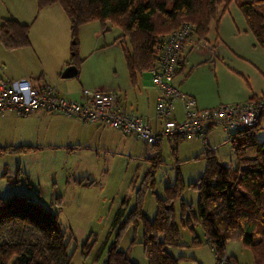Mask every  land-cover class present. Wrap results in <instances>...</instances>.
Returning <instances> with one entry per match:
<instances>
[{
  "label": "rangeland",
  "instance_id": "rangeland-1",
  "mask_svg": "<svg viewBox=\"0 0 264 264\" xmlns=\"http://www.w3.org/2000/svg\"><path fill=\"white\" fill-rule=\"evenodd\" d=\"M7 3L15 13L22 9L27 12L33 46L6 48L0 29V77L6 78L24 69L27 66L25 63L31 60L37 66L34 52L39 50L45 54L44 47L41 51L40 46L42 41H47V34L51 41L54 38L62 39L65 43L63 52L67 57L72 56L70 20L60 4L55 3V6L57 10L59 8L61 17L57 10L56 13L52 10L45 14L37 13L36 0H0V27L3 18L12 15ZM219 10V23L212 22L209 38L215 44L219 25L218 30L227 50L223 52L218 47L220 57L203 62L199 79L193 81V85L199 86L200 99L216 103L212 108L264 95V48L249 30L245 15L236 2H231L225 12H222V6ZM106 24L111 26L110 22ZM101 26L107 34L105 38L111 37V41L123 32L115 26L107 30V26L98 20L88 23L83 29L80 27L79 57L83 60V69L79 76L87 87L119 85L126 88L130 96L138 89L129 86L127 72L124 74L120 69L121 65L125 66L123 53L114 46L94 48L95 32L101 30ZM126 42L130 46L129 38H126ZM49 61L44 57L47 70L56 67ZM143 73L145 79L152 82L151 73ZM67 79L81 86L76 77ZM9 115L0 130V197L29 192L36 200L59 212L63 229L71 238L68 252L73 255L72 264H104L106 251L100 258H97V254L107 235H110L109 242L118 235L120 224L137 207L140 197L143 211L149 219H153L157 213L158 196L165 195L166 187L174 184L178 175L186 187L181 198L175 202L177 221L181 199L197 203L198 191L188 187V184L195 182L206 168L202 139L188 136L175 142L166 137L157 147L147 145L132 135L112 133L108 127L100 129L102 136L99 137L101 132H94L95 125H88L80 119L75 122L62 114L47 113L42 121L30 115H18L17 112ZM228 136L224 125L217 123L207 133L206 141L209 142L208 148L223 163L234 166L236 155ZM257 136L264 139V119ZM175 146L177 150L174 152ZM149 171H153L152 175ZM121 207L126 210L125 215L115 223L116 213ZM134 226L130 223L122 231L120 248L128 250L139 264H149L140 243L143 239L142 222L136 229ZM180 231V245L171 246L172 252L176 256L197 255L199 262L188 256L182 257L179 264H219L216 252L210 246L192 243L195 236L204 238L205 233L200 225L195 226L194 231L180 225ZM226 253L236 257L240 264H255L251 249L241 241L228 242Z\"/></svg>",
  "mask_w": 264,
  "mask_h": 264
},
{
  "label": "trees",
  "instance_id": "trees-1",
  "mask_svg": "<svg viewBox=\"0 0 264 264\" xmlns=\"http://www.w3.org/2000/svg\"><path fill=\"white\" fill-rule=\"evenodd\" d=\"M42 10L60 4L68 16L72 30L73 52L69 64L81 67L79 29L98 20L103 26L110 22L122 29V38H129L124 54L133 84L140 73L149 71L157 58L158 45L165 35L185 23L195 28L197 41L205 40L213 21L219 23L222 12L236 2L245 15L248 28L264 48V0H36ZM30 24L7 18L1 24V40L8 49L29 46ZM259 125L229 133L236 165H226L204 144L206 168L188 184L198 191L196 204L181 199L179 222L175 202L181 198L186 184L180 175L157 199V213L149 219L143 211L141 197L137 207L120 224V232L101 245L97 258L104 251V264H139L128 250L120 248L122 231L130 223L136 229L143 225L144 254L149 264H178L168 247L180 245V225L195 230L200 225L206 240L216 252L219 264H240L226 253L231 241H241L251 249L255 264H264V139H259ZM181 138H173L175 142ZM29 147V146H27ZM26 149V148H21ZM177 146L174 147V152ZM198 158V157H197ZM152 175L153 171L148 172ZM124 208L116 213L117 223L125 215ZM71 238L63 229L59 212L30 197L13 194L0 197V264H72L68 252ZM136 242V240H133ZM193 245L202 240L193 238ZM86 247L88 244H85Z\"/></svg>",
  "mask_w": 264,
  "mask_h": 264
},
{
  "label": "built area",
  "instance_id": "built-area-1",
  "mask_svg": "<svg viewBox=\"0 0 264 264\" xmlns=\"http://www.w3.org/2000/svg\"><path fill=\"white\" fill-rule=\"evenodd\" d=\"M195 37L194 26L185 23L162 37L158 45L157 58L149 70L161 90L155 108L158 128L143 116L125 109L121 96L113 90L84 89L81 98L76 100L62 95L55 85L38 87L28 78L0 80V116L8 109H15L24 116L36 111L62 114L117 129L152 146L159 145L166 137L188 136L200 138L205 144L207 133L217 123L223 124L229 133L260 125L264 119V95L219 108H200L193 96L175 84L185 45ZM178 100L183 103V120L174 116Z\"/></svg>",
  "mask_w": 264,
  "mask_h": 264
},
{
  "label": "crops",
  "instance_id": "crops-1",
  "mask_svg": "<svg viewBox=\"0 0 264 264\" xmlns=\"http://www.w3.org/2000/svg\"><path fill=\"white\" fill-rule=\"evenodd\" d=\"M7 5H8L7 6L8 9H9L10 6L8 3H7ZM55 5L56 4L49 5L42 10L37 9V13L45 14V13L49 12L50 10H52L56 13L57 8ZM37 6H38V4H37ZM29 7L32 8V6H29ZM10 11L12 12V15L9 17H4L3 19L14 18L21 23H29L30 20L28 19V14L24 9L20 10L19 13L13 12V10L11 8H10ZM35 11H36V5H35ZM57 14L60 17L62 16L61 12L59 11V8L57 10ZM89 23H91V22H89ZM87 24L82 25L81 29H83V27ZM110 25L113 26L112 24H110ZM105 26H107V30H110L111 26L109 27L107 24ZM218 27H219V25H218ZM218 27L216 28L218 33L214 39L215 44L211 43V38H209V34H208L207 38L205 40H202V41H197L196 37L187 41L185 48H184V51L182 53V58H181V61L179 64V69H178L176 77H175V84L182 91L193 96L196 99V101L198 100L197 104L200 108H210V107L212 108L216 104V103H210L206 99H203V98L200 99V97H199V86H197V85L195 86V84L193 85V81H195L197 78L199 79L200 71L203 68V66H202L203 62L212 60L215 56L220 57L221 50L220 49L218 50V47H221L223 52H226V50H227V47H225L223 45V41L221 38V34L218 30ZM103 29L104 28L101 26V30L99 29V30H96V32H95L96 42H95L94 48L99 49V48L103 47L102 49H104V48H107L109 46H114V47H116V49L119 48L120 53H123L124 60H125V66L122 67V65H121L120 69L122 70V73H124V74H126V72H127L128 77H129V86L131 85V88L138 89V90H135L133 92V94H131L130 96L127 94V89L122 87V86L120 87L119 85L107 86L106 88H97L94 86L87 87L88 85L86 84V82L83 81L81 79V77L79 76L80 72L83 69L82 68L83 64H81L80 68L77 67L78 73L75 76H73V77H76L80 81L81 86L78 87L76 84H73L72 80H69L67 78H63L62 72L65 70V68L67 66L71 65V64H69V62L71 61L72 56L67 57V55L63 52L64 48H65L64 47L65 43H63L62 39L58 38V40H57L56 38H54V39H52L53 41H51L50 37H48V34H47L48 39H46L47 41H42V45L40 46L41 51H42V46L44 47L43 50H45V54H42L39 50H37V51L35 50V52L33 50V52L35 53L34 59L38 63V64H36L37 66L32 64V60H31L30 62L25 63V64H27V66L24 69L21 68L20 71L12 73L13 74V75L11 74L12 76L9 75V77H6V78L0 77V80L1 79L13 80V79H19V78H28L32 81V83L35 86H38V87H42L44 85H55V86H57L59 92L62 95L66 96L70 99H76V100L81 98V94H82V91L84 89L113 90L121 96V104L125 109H127L133 113H136L138 115L143 116L155 128H158L159 122H158V119L156 117L155 108H156L158 98L161 96L160 88L155 85V83L153 82V78H152V82H150L148 79H145V76L143 75L144 73L138 74L137 81L135 84H133L131 82L130 74H129L126 59H125L124 49H123L125 46L129 47V45L126 42V38L121 37L123 32L118 37L119 39L114 38L113 41H111V37L105 38L107 34L104 33ZM53 31H55V33H56L55 29H53ZM55 36L56 35H53V37H55ZM102 39H103V42H102ZM30 41H31L30 46H25V48L26 47L30 48L33 46L32 39ZM68 47H69V45H68ZM20 48H18V49H20ZM69 52H70V48H69ZM69 55H70V53H69ZM44 57H47L50 60L49 61L50 64H54V66H56V67H53V68L47 70V68L45 67V65L43 63ZM148 72H150V71H148ZM151 76H152V74H151ZM69 78H71V77H69ZM151 84H154L155 86H152ZM241 103H243V102H241ZM177 104L179 105V109H177ZM234 104H236V103H234ZM14 112H17V110L8 109L5 111V113L3 115L0 116V130L3 128L5 122H7V120L9 119V116H10L9 114L14 113ZM18 115H21V114L18 113ZM29 115L32 116L34 119L39 118L42 121V118L44 119L45 117H47V112L36 111V112L29 114ZM22 116H24V115H22ZM61 116H63V115H61ZM174 116L176 117L177 120H183L185 117L183 103L180 100H178L175 104ZM63 117H67V116H63ZM67 119H72V121L79 122V119H77V118L67 117ZM87 124L88 125L92 124V125L96 126L94 132H96L97 134L101 132L99 134V137L102 136V130H100V129L102 127H108V126H103L101 124H96V123H87ZM82 126L85 127L86 125L82 124ZM108 128L110 129V131L112 133L123 134L122 132H120L117 129H114L111 127H108ZM123 135H125V134H123ZM228 138H229V136H228ZM145 144H147V143H145ZM207 144H209V142ZM147 145H149V144H147ZM155 146H157V145H155ZM217 147L218 146H216V148ZM21 195L30 197V198L35 199V200L37 199L36 197H33L31 195V193H29V192H27L26 194H21ZM10 196H8V197H10ZM38 201H40V200L38 199ZM200 240H202V243L200 244L201 246L202 245H208L211 247L212 250H214L212 248V246L210 245V243L206 240L205 234H204V238H202ZM168 251L175 258H179V257L187 258L188 256H191V255L187 256L186 254L176 256L172 252V248H170V247H168ZM191 258L195 259L196 262H199L197 255L193 254L191 256ZM132 259L134 261L138 262L135 257H132ZM179 262H180V260H179ZM179 262H178V264H179Z\"/></svg>",
  "mask_w": 264,
  "mask_h": 264
},
{
  "label": "water",
  "instance_id": "water-1",
  "mask_svg": "<svg viewBox=\"0 0 264 264\" xmlns=\"http://www.w3.org/2000/svg\"><path fill=\"white\" fill-rule=\"evenodd\" d=\"M78 73V68L76 65L71 64L65 68V70L62 72L63 78H69L73 77Z\"/></svg>",
  "mask_w": 264,
  "mask_h": 264
}]
</instances>
